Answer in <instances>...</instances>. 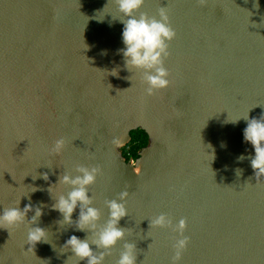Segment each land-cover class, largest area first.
Returning <instances> with one entry per match:
<instances>
[{"label":"water","instance_id":"95a60500","mask_svg":"<svg viewBox=\"0 0 264 264\" xmlns=\"http://www.w3.org/2000/svg\"><path fill=\"white\" fill-rule=\"evenodd\" d=\"M160 7L177 36L165 62L170 86L149 96L142 71H129L118 53L126 17L115 0H0V214L19 201L21 210L46 205L33 227L48 231L34 253L27 223L0 229V264H78L63 245L89 233L61 227L52 209L71 190L59 178L78 165L102 168L89 188L102 224L105 201L129 191L120 227L137 264H171L179 234L150 229L161 213L187 219L179 264H264V177L257 182L251 167L247 121L229 122L264 116V0H146L140 12L159 18ZM138 128L148 144L128 162L121 148ZM123 244L104 264H116Z\"/></svg>","mask_w":264,"mask_h":264},{"label":"clouds","instance_id":"9594fccd","mask_svg":"<svg viewBox=\"0 0 264 264\" xmlns=\"http://www.w3.org/2000/svg\"><path fill=\"white\" fill-rule=\"evenodd\" d=\"M115 3L119 12L126 17L123 20L119 19L124 24L122 37L125 48L118 50V53L122 54L125 67L129 71L133 69L142 71V80L147 85L146 94L155 95L157 91L166 89L171 83L168 79L170 72L166 68L165 62L171 56L170 44L176 38L177 33L171 26L168 8L160 7L158 9L159 18H157L156 16H149L146 12H140L146 0H115ZM198 3L204 5L206 0H198ZM255 7L258 8L259 4L256 3ZM110 74L119 76L116 69H113ZM241 119L247 121V127L244 129V140L250 143L255 150L254 158L250 159L251 167L258 182L261 177H264V116L257 119L249 118L247 114L239 119H229V122L238 123ZM65 144L64 138L57 139L51 149L52 154H62ZM113 144L117 147L120 146L119 140L114 139ZM245 158L241 155L238 157V161L242 162ZM75 171L78 173L75 176L64 173L59 178L58 184L67 185L71 190L56 197V203L52 205V209L59 211L63 216L62 220L57 221L61 227L64 225L74 226L77 231L86 232L89 235L84 239L72 235L63 245V248L74 253L78 264L80 261H86V264H104L105 259L113 254V249L121 241H124L123 250L120 252L116 264H137V246L135 243L126 240L128 229L120 227V221L129 215L126 207L129 191L124 190L119 193L118 199L105 201V205L109 209V217L102 224V211L93 206L94 198L89 194V188L96 183L98 176L102 175V168L78 165ZM236 172L237 175L242 174L241 169H237ZM37 178L39 177L33 176L34 180ZM42 178L47 181L49 179L48 173H43ZM54 185L49 187L50 193H52ZM38 190V188L32 187L31 192ZM19 204L20 201L14 207L4 208L0 214V229L9 231L27 223L29 225L27 244L30 245L27 250L35 253L37 244L48 242V231L39 226L33 227L39 223L40 218L44 215L42 208L46 205L34 208L29 203L21 210ZM78 207L80 209L79 217L74 221L73 214ZM30 212L35 214L31 220H28L27 216ZM154 227L170 228L174 233L179 234L174 237L172 245L174 255L171 258V264H179L191 240L189 236L185 235L187 219L181 218L178 223H174L168 214L161 213L150 219V229Z\"/></svg>","mask_w":264,"mask_h":264},{"label":"trees","instance_id":"16d2710c","mask_svg":"<svg viewBox=\"0 0 264 264\" xmlns=\"http://www.w3.org/2000/svg\"><path fill=\"white\" fill-rule=\"evenodd\" d=\"M148 144V134L145 130L138 128L131 131V140L121 148L125 159L130 162L139 157L140 150Z\"/></svg>","mask_w":264,"mask_h":264},{"label":"built area","instance_id":"2783aa9c","mask_svg":"<svg viewBox=\"0 0 264 264\" xmlns=\"http://www.w3.org/2000/svg\"><path fill=\"white\" fill-rule=\"evenodd\" d=\"M131 162H134V160H131Z\"/></svg>","mask_w":264,"mask_h":264}]
</instances>
